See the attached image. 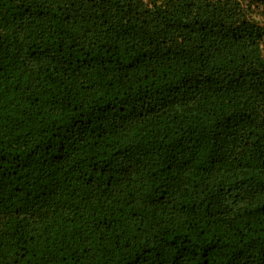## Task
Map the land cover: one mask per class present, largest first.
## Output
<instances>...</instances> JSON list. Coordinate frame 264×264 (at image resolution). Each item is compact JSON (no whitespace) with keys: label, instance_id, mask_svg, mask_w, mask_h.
<instances>
[{"label":"trees","instance_id":"16d2710c","mask_svg":"<svg viewBox=\"0 0 264 264\" xmlns=\"http://www.w3.org/2000/svg\"><path fill=\"white\" fill-rule=\"evenodd\" d=\"M0 264H264V0H0Z\"/></svg>","mask_w":264,"mask_h":264}]
</instances>
